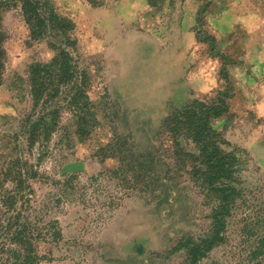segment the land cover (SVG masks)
Returning <instances> with one entry per match:
<instances>
[{
	"label": "rangeland",
	"instance_id": "1",
	"mask_svg": "<svg viewBox=\"0 0 264 264\" xmlns=\"http://www.w3.org/2000/svg\"><path fill=\"white\" fill-rule=\"evenodd\" d=\"M38 1L72 29L34 36L0 0V264H189L216 203L163 126L220 100L237 191L198 264H264V0ZM60 50L74 75L37 104L30 69L67 67Z\"/></svg>",
	"mask_w": 264,
	"mask_h": 264
},
{
	"label": "trees",
	"instance_id": "2",
	"mask_svg": "<svg viewBox=\"0 0 264 264\" xmlns=\"http://www.w3.org/2000/svg\"><path fill=\"white\" fill-rule=\"evenodd\" d=\"M20 2H22V14L26 23L31 27L32 35L38 36L39 34L45 33L44 31L48 27L46 20L53 23L52 29H54L55 26H61V29L65 28V33L68 32V29H72V26H70L71 20L66 21L65 19H60L52 10L46 15L43 8L44 6L47 7V3L40 5L38 0H20ZM1 4L2 3H0V6ZM65 24H67V26ZM3 39L4 34L0 29V78L4 69L5 58L2 45ZM60 52H62V56L60 55V58H56L54 62L58 63L59 61H63L64 65H67V67H53L54 70H50L48 67H40L35 64V67H31L30 69L29 77L33 82H39L40 79H42V81L37 84L33 83L36 103L39 102V98L43 93L48 95L45 100L46 102L51 100V93H47L46 89L51 86L59 87L60 85H68L74 75L72 67H69L67 64L70 60L68 54L64 50H60ZM45 77L48 78V81H44L46 79ZM54 80H57V83H55ZM40 86H44L45 88L41 87V89H39ZM57 90L58 89L55 88L54 91ZM55 94L56 93H53V95ZM192 105L185 106L178 113L172 114V116L166 119L163 127L170 132L176 145L179 146V151L181 152L178 155L182 157H191V159H193L192 162L195 161V163H197V165L192 164L191 173L196 179L201 180V186L215 198L214 202L216 205L210 215L213 228L209 233L200 237L197 241H187L184 245L181 244L187 248V259L189 264H198L201 259L207 256V253L213 247L221 243L224 239L223 231L226 227V218L229 216V212L233 207V193L237 191L233 184L234 181H232L233 173L236 170L234 169L236 158L221 147L222 145H220L218 141L219 134L216 133V126L213 124L214 120L221 116V114L226 111L225 109H227L224 100H220L218 104L213 106H204L200 104L199 112L195 111ZM44 118L45 117L41 118L32 125V134H35L36 130L43 123L42 121ZM178 137L190 138L194 143L195 149L198 150L197 153H184L185 149L181 146V141L176 139ZM22 234V232L19 233V238L23 237ZM183 241L185 240H181L180 242ZM262 241L261 247L264 245V239Z\"/></svg>",
	"mask_w": 264,
	"mask_h": 264
}]
</instances>
